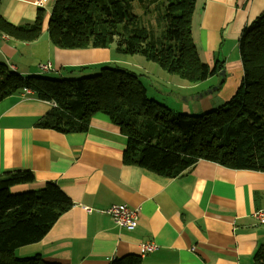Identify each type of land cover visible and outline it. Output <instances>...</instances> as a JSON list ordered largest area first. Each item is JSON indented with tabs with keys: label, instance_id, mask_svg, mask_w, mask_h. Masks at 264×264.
<instances>
[{
	"label": "crops",
	"instance_id": "1",
	"mask_svg": "<svg viewBox=\"0 0 264 264\" xmlns=\"http://www.w3.org/2000/svg\"><path fill=\"white\" fill-rule=\"evenodd\" d=\"M34 2L0 0L1 18L14 26L32 25L38 13L44 14L36 40L0 37V63L22 78L68 77L64 73L103 64L106 57L97 49L53 46L47 21L55 0L42 7ZM263 11L264 0H196L192 42L203 63H221L215 76L228 95L222 102L243 76L242 31ZM40 64H50L51 70H40ZM50 109V102L30 91L0 101V175L30 171L34 182L17 189L53 182L73 204L39 242L18 248L17 257L40 255L52 264H110L128 255L138 256L140 264H251L264 245V224L254 217L264 211V172L197 160L179 176L165 178L123 163L125 137L107 116L97 114L82 132L63 134L38 126ZM122 204L139 209L132 230L116 227L102 213ZM143 243L157 248L141 253Z\"/></svg>",
	"mask_w": 264,
	"mask_h": 264
},
{
	"label": "trees",
	"instance_id": "2",
	"mask_svg": "<svg viewBox=\"0 0 264 264\" xmlns=\"http://www.w3.org/2000/svg\"><path fill=\"white\" fill-rule=\"evenodd\" d=\"M196 0H55L47 21L51 44L60 49H107L140 55L167 74L198 84L215 76L221 63H201L191 37ZM44 14L32 25L14 26L0 16V33L15 40H36ZM239 57L243 76L220 107L201 115L174 113L149 99L137 77L101 67L93 76L22 78L0 63V101L30 91L54 103L38 126L59 133H80L97 114L108 117L125 137L123 163L175 178L205 160L236 170L264 172V11L242 31ZM222 84V80L220 85ZM30 171L0 175V264H52L40 255L20 258L18 248L39 242L72 207L53 182L36 190ZM110 264H140L128 255ZM251 264H264V245Z\"/></svg>",
	"mask_w": 264,
	"mask_h": 264
},
{
	"label": "rangeland",
	"instance_id": "3",
	"mask_svg": "<svg viewBox=\"0 0 264 264\" xmlns=\"http://www.w3.org/2000/svg\"><path fill=\"white\" fill-rule=\"evenodd\" d=\"M96 52L99 53L100 57H106L103 64L89 65L78 70V72L64 73L68 74V77H60L55 73H47L43 77L76 80L96 75L99 73V69L104 66L122 69L137 77V80L145 88L149 99H153L174 113L186 115H201L212 111L223 105L225 102H222L221 99L224 100L228 96L226 89L220 88V80L216 76H212L198 84H190L176 75L167 74L157 64L146 61L140 55L117 53L114 44L107 49H97ZM199 59L203 63L202 57ZM223 85L226 86L225 83Z\"/></svg>",
	"mask_w": 264,
	"mask_h": 264
},
{
	"label": "built area",
	"instance_id": "4",
	"mask_svg": "<svg viewBox=\"0 0 264 264\" xmlns=\"http://www.w3.org/2000/svg\"><path fill=\"white\" fill-rule=\"evenodd\" d=\"M47 0H35L34 4L37 7H42ZM1 38H7L6 36L0 33ZM40 70L49 71L51 70L50 64H40ZM55 106L54 103L51 104ZM102 213H106L113 224L118 228H125L128 230H132L136 227L139 219V209H131L128 206L122 205H111L107 210L102 211ZM255 219L260 223L264 224V211H259L254 214ZM157 248V246L153 243H143L139 245V249L141 253L152 252Z\"/></svg>",
	"mask_w": 264,
	"mask_h": 264
}]
</instances>
